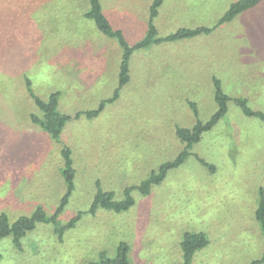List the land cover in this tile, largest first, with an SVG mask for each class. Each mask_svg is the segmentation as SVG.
<instances>
[{"label": "rangeland", "instance_id": "rangeland-1", "mask_svg": "<svg viewBox=\"0 0 264 264\" xmlns=\"http://www.w3.org/2000/svg\"><path fill=\"white\" fill-rule=\"evenodd\" d=\"M234 1L162 0L152 19L157 37L214 29L135 49L119 97L95 117L69 120L57 142L31 120L39 109L26 79L43 100L58 91L61 112L93 109L118 86L121 47L83 16L85 0H0V214L12 221L37 206L54 212L65 191L63 145L72 150L75 186L59 221L81 212L61 241L47 223L20 246L3 238L0 264H88L101 251L113 256L119 242L130 264H181L185 232L207 240L191 264L261 259L264 122L244 114L236 99L264 113V0L219 24ZM100 2L130 45L146 38L153 0ZM214 77L229 97L227 112L187 157L147 193L133 188L127 210L89 213L97 183L122 198L125 187L181 152L175 129L195 122L191 103L203 122L217 108Z\"/></svg>", "mask_w": 264, "mask_h": 264}, {"label": "trees", "instance_id": "trees-1", "mask_svg": "<svg viewBox=\"0 0 264 264\" xmlns=\"http://www.w3.org/2000/svg\"><path fill=\"white\" fill-rule=\"evenodd\" d=\"M86 6L83 5V16L92 19L96 28L104 36L109 38H114L117 40L119 46L121 47V62L118 72V86L115 87L111 96L101 99L97 106L93 109L76 111L73 114L64 113L58 110L59 92L53 91L49 94L46 100H43L38 95L34 93L31 88V83L29 79H26L27 90L30 96L39 109V114H31V120L33 123L38 125L42 131L49 134L51 138L59 142L60 134L66 125V123L71 119H77L81 115L85 117L92 118L97 116L104 107L114 102L120 95V90L122 86L128 81V66L129 58L135 49L145 47L152 42H163L172 41L183 38L194 37L198 34H209L214 27L197 26L195 28H179L175 32L167 34L163 37H157L156 29L152 23V19L158 13V7L161 5L162 0H153L149 14V28L146 38L140 40L132 45H130L121 29L114 28L106 15L102 10V5L100 0H85ZM262 0H236L230 3L229 7L224 11V13L219 18V24L229 22L233 20L240 13L254 8ZM218 24V25H219ZM214 85V99L217 104V108L209 116V118L203 122L198 118V111L193 106V112L196 116V120L191 127L177 126L175 129L176 136L183 143L184 147L181 152L173 159L163 162L156 172H152L147 178L142 180L137 186L125 187L122 198H116L115 193L111 190H104L97 183V190L94 194L92 202L88 208V212L94 214L97 208H104L112 210L114 212L125 211L134 204V198L131 195L133 188L138 189L142 194L149 191L150 187L154 184L160 182L166 174L167 170L173 168L174 166L180 164L190 153L193 145L200 141L203 132L211 129V127L216 124L219 119L227 112V101L229 100L228 95L222 90L219 79L213 78ZM236 103H238L243 110L244 114L249 116H255L264 122V113L258 110H253L247 105V101L244 98H237ZM71 149L63 145L61 149L62 156V167L61 174L65 183V191L61 196L57 207L54 212L48 214L42 206H37L35 210L30 215H20L14 220L5 214H0V241L3 238H10L14 245L20 246L21 239L31 230L35 229L38 223H47L53 226V229L61 241L63 234L69 228L74 227L77 220L80 218L81 212L77 213L75 216L71 217L66 223H61L59 221V214L63 211L65 205L69 201V198L74 190V177L75 169L73 166ZM257 217L261 224L264 233V198L262 197L260 205L257 209ZM207 244L205 235L202 232H185L181 240L182 249V262L181 264H191L192 257L194 253L201 247ZM259 260H253L250 263L243 264H257L259 261L264 260V253ZM88 264H130L128 256V246L125 242H119L115 254L109 256L106 252L101 251L98 254V259L90 261Z\"/></svg>", "mask_w": 264, "mask_h": 264}, {"label": "crops", "instance_id": "crops-1", "mask_svg": "<svg viewBox=\"0 0 264 264\" xmlns=\"http://www.w3.org/2000/svg\"><path fill=\"white\" fill-rule=\"evenodd\" d=\"M104 12V11H103ZM104 14L106 15V13L104 12ZM106 17L108 18V20L110 21V23H111V25L114 27V28H116V29H120L121 27H119L118 25L115 27L114 26V24L111 22V20L109 19V17H108V15H106ZM103 35V34H102ZM105 37V36H104ZM105 39H107V38H105ZM34 113V112H33ZM69 114H73V113H69ZM71 120H73V119H71ZM38 126V125H37ZM39 128V127H38ZM40 130H41V128H39ZM44 132V131H43Z\"/></svg>", "mask_w": 264, "mask_h": 264}]
</instances>
